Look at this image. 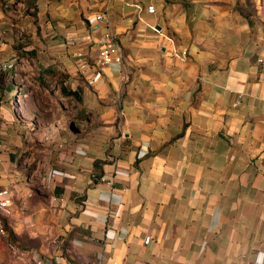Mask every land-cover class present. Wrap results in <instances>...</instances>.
Instances as JSON below:
<instances>
[{
  "label": "crops",
  "instance_id": "obj_1",
  "mask_svg": "<svg viewBox=\"0 0 264 264\" xmlns=\"http://www.w3.org/2000/svg\"><path fill=\"white\" fill-rule=\"evenodd\" d=\"M24 66L68 116L46 152ZM0 189V264H264V0H0Z\"/></svg>",
  "mask_w": 264,
  "mask_h": 264
},
{
  "label": "rangeland",
  "instance_id": "obj_2",
  "mask_svg": "<svg viewBox=\"0 0 264 264\" xmlns=\"http://www.w3.org/2000/svg\"><path fill=\"white\" fill-rule=\"evenodd\" d=\"M23 81L18 86V89L27 88L28 92H21V95L16 97L15 102L22 111L21 121L26 123L30 121L34 131L30 135L34 137V152L39 150L46 152L47 141L56 142L60 139L61 134L68 128V116L63 112L62 100L55 92L53 83L49 81L47 89H40L39 79L37 77L38 70L23 67ZM34 77V79H33ZM37 77V78H36ZM22 88V89H23ZM17 89V92H19ZM16 106V107H17ZM41 146V148H38Z\"/></svg>",
  "mask_w": 264,
  "mask_h": 264
},
{
  "label": "built area",
  "instance_id": "obj_3",
  "mask_svg": "<svg viewBox=\"0 0 264 264\" xmlns=\"http://www.w3.org/2000/svg\"><path fill=\"white\" fill-rule=\"evenodd\" d=\"M147 10L149 12L154 11L153 4L147 5ZM96 18H102V14H97ZM99 44V62L100 63H108L113 60H118L120 57L118 55L115 43V36L112 28L108 26V28L104 31V33L97 39ZM10 203V198L7 195L6 189H0V236L6 235V227L2 218V212L7 210V207ZM149 237L145 238V241H148ZM10 247L13 249L14 246L10 244Z\"/></svg>",
  "mask_w": 264,
  "mask_h": 264
},
{
  "label": "trees",
  "instance_id": "obj_4",
  "mask_svg": "<svg viewBox=\"0 0 264 264\" xmlns=\"http://www.w3.org/2000/svg\"><path fill=\"white\" fill-rule=\"evenodd\" d=\"M38 79H39V87L40 89H47L48 88V85H49V81H51V73H49L45 68H41L38 70V75H37ZM36 77V78H37ZM34 79V77H33ZM27 88H19L18 89V95L16 97H18L19 95H21V92L22 91H26ZM3 218V221H4V224H5V227L7 228V224H6V220L4 218V216H2Z\"/></svg>",
  "mask_w": 264,
  "mask_h": 264
}]
</instances>
